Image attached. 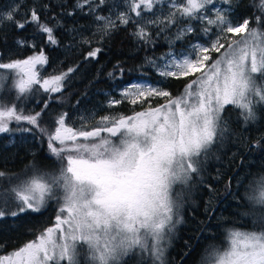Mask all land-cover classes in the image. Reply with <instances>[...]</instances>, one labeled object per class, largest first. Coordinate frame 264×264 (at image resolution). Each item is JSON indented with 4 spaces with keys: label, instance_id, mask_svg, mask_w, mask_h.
<instances>
[{
    "label": "snow or ice",
    "instance_id": "snow-or-ice-1",
    "mask_svg": "<svg viewBox=\"0 0 264 264\" xmlns=\"http://www.w3.org/2000/svg\"><path fill=\"white\" fill-rule=\"evenodd\" d=\"M105 2L76 0V7L87 5L95 14ZM230 3L124 0L126 11L115 19L111 14L95 15L101 41L112 34L117 22L123 26L132 23L136 25L132 35L145 45L155 43L148 25L163 32L179 21H188L169 40V51L159 58L162 63L146 58L161 79L129 82L120 92L121 99L109 100V107L122 100L141 105L142 110L133 109L132 115H105L91 127L88 125L94 117L81 116L80 126L73 127L66 123L68 113L61 112L49 130L40 126V113L26 115L15 103L6 106L0 102V134H8L9 144L15 142L16 133L37 129L47 137L49 155L58 165L55 171L32 165L30 175L15 181L0 172V178L10 185L0 191V220L41 213L52 202L56 205L54 224L18 249L0 255V264H81L82 253L85 264H124L125 258L137 251L146 253L153 264H164L165 249L180 223L179 209L184 203V193L174 191L175 187H188L213 145L223 139L228 131L223 115L226 106L238 109L247 124L257 119L255 106L264 104V83L258 82V78L264 80V28L260 27L264 0H253L260 15L255 17L256 27L251 28L250 19L242 23L234 20L232 9L220 6ZM165 4L166 15L162 10L154 11L157 5ZM21 6L17 3L0 12V28L8 23L23 31L32 25L47 44L57 46L55 29L41 20L34 7L17 18ZM144 13H152V17ZM191 21L200 22L207 40L192 43L185 52L176 54L171 46L194 31ZM80 43L91 41L82 39ZM15 44L35 48L34 40L18 37ZM102 51L101 47L92 48L85 58L96 59ZM213 52L218 53L216 58ZM47 62L43 49L24 59L0 62V84L3 70H13L18 77L17 101L33 92L35 85H39L35 91L60 93L74 69L42 78L37 66ZM123 71L117 64L108 75L116 79ZM190 76L193 78L175 97L161 86L168 78ZM156 98L164 103L153 107ZM13 123L16 127H11ZM245 197L253 211L264 209V175L250 182ZM225 242V247L210 248L203 264H264V230L228 229Z\"/></svg>",
    "mask_w": 264,
    "mask_h": 264
},
{
    "label": "trees",
    "instance_id": "trees-1",
    "mask_svg": "<svg viewBox=\"0 0 264 264\" xmlns=\"http://www.w3.org/2000/svg\"><path fill=\"white\" fill-rule=\"evenodd\" d=\"M11 1L0 0V10ZM14 1L22 5L17 14L18 19L34 7L41 20L55 29L54 35L59 43L50 46L44 36L34 31L32 25L18 31L11 24L5 23L0 28V62L24 59L43 49L48 58L43 74L55 75L67 72L69 68L74 69L64 81L65 87L60 93H45L42 89L35 91L39 86H33V92L17 101V91L12 79L8 80L7 77L4 88L0 89V101H5L6 106L15 103L18 108H23L26 115L40 113V126L49 130H53V122L61 112L68 113L66 123L79 127L76 112L84 111L88 117H94L88 125L91 127L105 115L127 116L132 115L133 109L142 110L141 105L133 106L124 100L115 107L106 104L110 99L119 98L118 91L129 82L160 80L146 58L159 60L169 50V40L174 38L178 27L188 23L187 20L179 21L163 32L159 27L150 25L148 31L154 44L137 43L132 35L136 25L132 23L127 26L118 25L110 36L101 41L95 15L85 11V7L77 8L76 0ZM115 1L106 0L100 11L104 13ZM228 7L232 9V19L243 22V19L248 18L252 26L256 25L255 17L260 13L253 7V0H231ZM69 12L72 15H68ZM191 23L194 31L185 37L184 44L202 38L201 27L193 21ZM260 27L264 28V24ZM94 33L97 34L94 36ZM18 37L29 42L34 40L35 48L16 46L15 40ZM82 39L90 40L91 44H81ZM178 46L183 47L174 43L171 48L175 50ZM96 47H101L103 51L96 59H86L87 53ZM117 64L124 71L112 79L108 73L113 72ZM3 71L6 74L7 71ZM12 75L11 71L10 78H13ZM192 78H168L161 86L175 97ZM260 83H264V80H260ZM6 86L9 88L8 94L5 92ZM161 103H164L163 99L152 100L153 107ZM255 111V122L245 124L238 109L226 106L223 115L228 123V131L221 141L213 145L199 175L193 174L190 185L181 190L184 203L179 210L180 223L175 227L165 249L164 264H203L210 248L226 246V230H264V209L253 211L245 197L250 182L264 175V104H257ZM11 127H16L15 123ZM9 139L8 134L0 135V172L5 173L6 177L15 181L17 177L28 176L32 165L42 170L57 169L55 158L48 152L47 137L42 136L37 129L23 134L16 133L15 142L11 145ZM9 186L6 179L0 178V191ZM55 214L56 205L52 202L41 213L29 212L15 220L10 217L0 220V255L11 253L52 226ZM144 257L139 260L135 255H130L125 258L124 264H147V261H151L150 257Z\"/></svg>",
    "mask_w": 264,
    "mask_h": 264
},
{
    "label": "rangeland",
    "instance_id": "rangeland-1",
    "mask_svg": "<svg viewBox=\"0 0 264 264\" xmlns=\"http://www.w3.org/2000/svg\"><path fill=\"white\" fill-rule=\"evenodd\" d=\"M97 2H98V0H97ZM14 4H17V2L16 1H11L9 4H8V6L6 7V8H3V9H1L0 10V12H7ZM106 4V2L96 11V13L94 14V15H103V16H109L110 14H111V16L115 19V17H116V15L119 13V12H123V11H126V6H125V4H124V0H122V1H115L114 2V4L113 5H111V6H109L107 9H106V11L104 12V13H102L101 11H100V9L101 8H103L104 7V5ZM229 4H224V5H220V6H222V7H225V8H227V6H228ZM209 8H211V6H209ZM157 9H159V10H162V13L164 14V15H166L167 14V12H168V8L166 7V4L165 5H157V8L156 9H154V11H157ZM88 11V6L86 5L85 6V11ZM93 14V13H92ZM144 15H145V17H152V13H144ZM96 21V20H95ZM194 23H196L197 24V26L198 27H201V25H200V22L199 21H193ZM96 23L98 24L99 22H97L96 21ZM242 23V22H241ZM262 24H264V23H262ZM262 24H261V26H262ZM119 25V23L117 22V26ZM150 25H148V27H149ZM249 27L251 28V27H256V25H249ZM194 28V27H193ZM213 31H215V29H213ZM193 32H191V33H189V34H187L186 36H189L190 34H192ZM229 36H231L232 34H228ZM185 36V37H186ZM185 37L183 38V39H180V40H175V43H177V44H179V45H183V47H181V46H178L175 50L174 49H172V51L174 52V53H176V54H180V53H182V52H185L189 47H190V45L192 44V43H195V42H197V41H199V42H201V43H204L206 40H207V37H205L204 36V34H203V32L201 33V39H203V40H201V39H194L193 41H191L190 43H188V44H184L183 42H184V40H185ZM234 39H239V37H234ZM169 51V50H168ZM167 51V52H168ZM223 51V50H222ZM211 55L213 56V58H216L217 56H218V53H215V52H213V53H211ZM157 62L158 63H162V61H160V60H157ZM210 63V62H209ZM38 68H40V75H41V77L42 78H49V77H51L52 75H45V74H43V72H42V70H43V67L44 66H37ZM7 72H6V74H5V76H4V79H3V82H2V84H0V89L4 86V84L6 83V77L8 78V80H10V79H12V82H13V85H14V89L17 91V88H16V81L18 80V77L16 76V74H15V72L13 71V70H6ZM13 72V75H12V77L13 78H10V72ZM154 71H155V69H154ZM8 73V74H7ZM155 73L158 75V73L155 71ZM141 81H147V80H141ZM134 82H137V81H134ZM258 82L260 83V80H259V78H258ZM35 86H39V85H35ZM126 86V85H125ZM125 86H123V87H125ZM4 88V87H3ZM8 86H6V88H5V92H6V94H8L9 92H8ZM123 88H121L119 91H118V95H119V98H117V99H121V96H120V92H121V90H122ZM43 90V89H42ZM184 90V89H183ZM183 90H182V92H183ZM181 92V93H182ZM50 94H55V93H50ZM114 99H116V98H114ZM123 101V100H122ZM0 102H3V104L4 105H7L6 104V102L5 101H0ZM127 102V101H126ZM106 105H108L109 106V101L107 102V104ZM77 113V115L75 116L76 118H77V120L79 121V123L81 124V119H80V117L81 116H88L87 115V113L86 112H84V111H77L76 112ZM99 120V119H98ZM97 120V121H98ZM1 135V134H0ZM45 167H47L48 168V165H47V163H45ZM49 169V168H48ZM184 188H186V187H183L182 188V186H180V185H177L176 187H175V190L174 191H181L182 189H184ZM179 210H181V208L179 209ZM55 222V221H54ZM179 224V223H178ZM178 224H176V226L178 225ZM150 243H151V241H150ZM168 245V244H167ZM166 248H167V246H166ZM130 255H135L136 256V258L137 259H139V260H141V259H143L142 257H144V258H148L149 256L145 253V254H143V255H141L138 251L135 253V254H130ZM129 255V256H130ZM148 256V257H147ZM150 259V258H149ZM80 260H81V262L83 263V264H85V257H84V255H83V253L81 254V257H80ZM147 264H153V261L151 260L150 262L149 261H147Z\"/></svg>",
    "mask_w": 264,
    "mask_h": 264
}]
</instances>
